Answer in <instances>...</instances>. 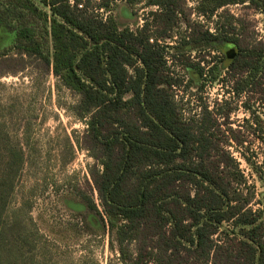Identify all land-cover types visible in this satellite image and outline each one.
Returning <instances> with one entry per match:
<instances>
[{
  "label": "trees",
  "instance_id": "16d2710c",
  "mask_svg": "<svg viewBox=\"0 0 264 264\" xmlns=\"http://www.w3.org/2000/svg\"><path fill=\"white\" fill-rule=\"evenodd\" d=\"M148 4L157 10L131 29L93 11L111 10L108 0H0V77L33 68L76 95L70 111L85 124L76 144L98 166L89 169L92 193L75 190L71 204L82 231L106 235L122 264H264V193L228 149L232 144L264 190L243 150L245 135L229 127L226 105L185 117L175 100L177 89H201L222 69L236 97L264 100V41L248 40L234 18L213 32L190 23L183 0ZM234 4L264 15V0H201L198 12L210 19ZM229 45L237 51L227 63ZM8 129L0 117V264H36L31 190L16 196L34 148Z\"/></svg>",
  "mask_w": 264,
  "mask_h": 264
},
{
  "label": "rangeland",
  "instance_id": "374dc122",
  "mask_svg": "<svg viewBox=\"0 0 264 264\" xmlns=\"http://www.w3.org/2000/svg\"><path fill=\"white\" fill-rule=\"evenodd\" d=\"M91 1L95 5L100 0ZM108 1L111 10L93 11L102 16H114L119 26L131 29L140 28L145 19H149V13L157 10V7L148 4V0H136L131 6L125 0ZM200 2L183 0V11L190 23H199L203 29L213 32L215 27L234 18L240 20L241 29H245L248 40L251 37L255 42L264 41L263 14L245 5L234 4L222 6L207 19L198 12ZM185 29L182 23L173 31L174 39L167 41L170 47L178 43ZM200 55H205V52ZM210 57H213L212 64L220 66L223 63L220 54L213 52ZM190 58H195V52L191 53ZM167 61L174 74L180 77L184 75L177 61L171 58ZM225 73L222 69L218 79L213 82L203 79L201 89L195 86L186 90L177 89L175 100L185 117H200L204 107L215 114L220 105H226L224 110L230 109L227 116L229 127L245 135L246 149L243 150L255 163V171L264 178V135L259 131L264 133V100L260 102L258 95L250 96L249 93L236 97L231 91L233 85L227 83L225 86L221 81ZM185 83L186 80L183 85ZM76 100V95L61 87L51 74L45 76L33 68L17 75L0 77V117L6 120L11 138L24 145L26 150L25 144L34 148L32 164L25 168L16 196L19 198L31 190V215L38 230L34 250L36 264H122L117 254L110 250L106 235L98 230L93 234L82 231L79 217L71 204L75 190L92 193L89 169L96 165L87 152L76 144L85 130L84 122L77 120L70 111ZM247 104L251 106L250 109L246 108ZM216 118L219 123L224 119L217 115ZM26 124L27 131L24 127ZM228 149L240 162V169L250 185H254L257 193H264L255 174L232 144ZM93 196L96 202V194Z\"/></svg>",
  "mask_w": 264,
  "mask_h": 264
},
{
  "label": "flooded vegetation",
  "instance_id": "af4514ba",
  "mask_svg": "<svg viewBox=\"0 0 264 264\" xmlns=\"http://www.w3.org/2000/svg\"><path fill=\"white\" fill-rule=\"evenodd\" d=\"M236 51L237 49L234 45H229L224 49V58L227 63L230 62L231 59H233L234 55L236 54ZM259 101L262 102L263 100L259 99Z\"/></svg>",
  "mask_w": 264,
  "mask_h": 264
},
{
  "label": "built area",
  "instance_id": "2783aa9c",
  "mask_svg": "<svg viewBox=\"0 0 264 264\" xmlns=\"http://www.w3.org/2000/svg\"><path fill=\"white\" fill-rule=\"evenodd\" d=\"M82 7V5H78V8H81Z\"/></svg>",
  "mask_w": 264,
  "mask_h": 264
}]
</instances>
